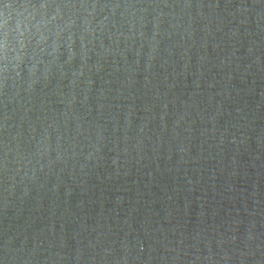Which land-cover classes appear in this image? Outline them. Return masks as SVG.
Returning a JSON list of instances; mask_svg holds the SVG:
<instances>
[{
	"label": "water",
	"instance_id": "95a60500",
	"mask_svg": "<svg viewBox=\"0 0 264 264\" xmlns=\"http://www.w3.org/2000/svg\"><path fill=\"white\" fill-rule=\"evenodd\" d=\"M5 19L0 264H264V0Z\"/></svg>",
	"mask_w": 264,
	"mask_h": 264
},
{
	"label": "clouds",
	"instance_id": "9594fccd",
	"mask_svg": "<svg viewBox=\"0 0 264 264\" xmlns=\"http://www.w3.org/2000/svg\"><path fill=\"white\" fill-rule=\"evenodd\" d=\"M7 25V20L5 19L3 22H0V28H5ZM0 51L6 53L8 51V43H7V32H5L4 40L0 41ZM4 59H7L5 55Z\"/></svg>",
	"mask_w": 264,
	"mask_h": 264
}]
</instances>
